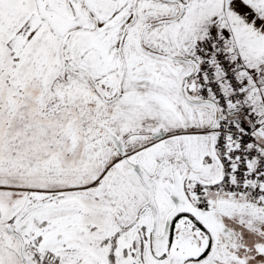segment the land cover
<instances>
[{"label":"snow or ice","instance_id":"obj_1","mask_svg":"<svg viewBox=\"0 0 264 264\" xmlns=\"http://www.w3.org/2000/svg\"><path fill=\"white\" fill-rule=\"evenodd\" d=\"M0 264H264V0H0Z\"/></svg>","mask_w":264,"mask_h":264}]
</instances>
